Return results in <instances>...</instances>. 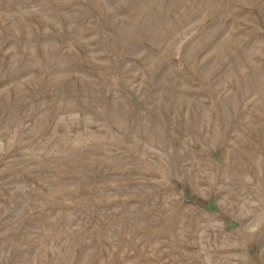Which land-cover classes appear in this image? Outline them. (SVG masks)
Instances as JSON below:
<instances>
[{"label": "rangeland", "instance_id": "obj_1", "mask_svg": "<svg viewBox=\"0 0 264 264\" xmlns=\"http://www.w3.org/2000/svg\"><path fill=\"white\" fill-rule=\"evenodd\" d=\"M0 264H264V0H0Z\"/></svg>", "mask_w": 264, "mask_h": 264}]
</instances>
